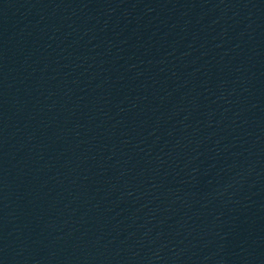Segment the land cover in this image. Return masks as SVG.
<instances>
[{
    "label": "water",
    "instance_id": "1",
    "mask_svg": "<svg viewBox=\"0 0 264 264\" xmlns=\"http://www.w3.org/2000/svg\"><path fill=\"white\" fill-rule=\"evenodd\" d=\"M0 264H264V0H0Z\"/></svg>",
    "mask_w": 264,
    "mask_h": 264
}]
</instances>
